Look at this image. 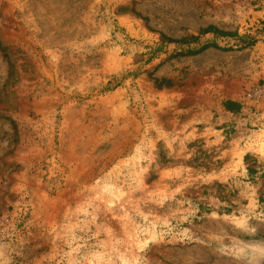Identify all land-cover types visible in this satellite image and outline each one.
Masks as SVG:
<instances>
[{"label": "rangeland", "instance_id": "obj_1", "mask_svg": "<svg viewBox=\"0 0 264 264\" xmlns=\"http://www.w3.org/2000/svg\"><path fill=\"white\" fill-rule=\"evenodd\" d=\"M263 22L0 0V264H264Z\"/></svg>", "mask_w": 264, "mask_h": 264}, {"label": "trees", "instance_id": "obj_2", "mask_svg": "<svg viewBox=\"0 0 264 264\" xmlns=\"http://www.w3.org/2000/svg\"><path fill=\"white\" fill-rule=\"evenodd\" d=\"M263 26H264V22H263ZM213 28H214V27L209 26V27H207V28L205 29V32L212 31ZM261 31L264 32V29H261ZM217 33H218V35H221V36H233V35H234V36H237L238 41H239V42H242L243 46L252 45V44L256 41V39H254V37H249L247 41H242L241 37H238L237 34H235V33H231V32L218 31ZM171 41H172V40H171Z\"/></svg>", "mask_w": 264, "mask_h": 264}]
</instances>
